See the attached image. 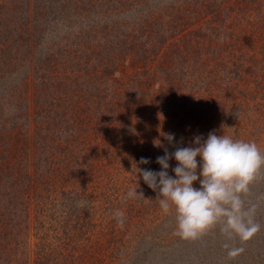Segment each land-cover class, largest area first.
Here are the masks:
<instances>
[{
	"label": "trees",
	"instance_id": "trees-1",
	"mask_svg": "<svg viewBox=\"0 0 264 264\" xmlns=\"http://www.w3.org/2000/svg\"><path fill=\"white\" fill-rule=\"evenodd\" d=\"M87 1L91 6L97 2ZM195 1L171 0L131 21V27L123 21L111 28H91L83 37L87 39H80L83 45L75 41L48 51L43 59L35 58V49L43 43L49 16L59 21L65 16L53 18L51 12L62 0L50 5L42 1L36 21L45 24L39 30L29 23L31 15L24 17L26 24L15 23L9 3L0 6L7 9L0 28V65L10 70H0V82L20 75L7 93L17 113L6 118L3 99L0 106V264L121 263L118 251L133 222L156 206L157 194L138 179L139 161L147 158L151 163L139 166L159 171L156 158L164 148L157 140L173 151L163 138L173 133L186 145L190 139L182 131L184 116H208V111L200 117L197 111L177 112L176 102H188L194 95L203 99L201 90L218 89L227 81L229 85L234 76L244 78L250 69L244 56H236L240 46L264 40L247 26L228 25L231 12L241 13L237 23L252 22L253 10L239 7L242 0H199V10ZM141 3L147 0L130 5ZM96 4L111 8L115 16L129 5L127 0ZM207 12L228 28L204 27ZM214 101L204 99L203 109L211 107L219 119L227 110ZM160 116L168 125L159 127ZM148 122L158 124L148 128ZM197 123L194 128L201 129V120ZM9 150L15 155L7 159ZM169 173L174 175L171 168ZM129 190L142 195L128 198ZM117 213H123L122 226Z\"/></svg>",
	"mask_w": 264,
	"mask_h": 264
},
{
	"label": "rangeland",
	"instance_id": "rangeland-1",
	"mask_svg": "<svg viewBox=\"0 0 264 264\" xmlns=\"http://www.w3.org/2000/svg\"><path fill=\"white\" fill-rule=\"evenodd\" d=\"M27 1L0 0V6L9 3L8 8L11 6L10 12L13 18H15V23L26 24L28 21L24 17L31 15L33 19L29 23L34 25L36 30H39L38 28L43 27L45 24L37 22L41 19L39 16L41 9H38V7H42V1L44 0H30L29 5ZM45 1L46 4L48 3L50 5L51 0ZM74 1H76L75 4L69 3L67 0H62L59 8L51 9L53 18L58 15L65 16L60 21L52 20L49 16L47 31L43 37L42 46L37 45L35 58L43 59V54H47L48 51L61 50V46L73 44L75 41L80 42L81 38L88 36V31L91 28H97L98 30L105 27L111 28L114 25H121L123 21L129 22V26L131 27V21H136L140 17L145 16L149 9H157L159 6H164L171 0H147V4L141 3L132 6L130 3H133V0H127L129 3L128 7L118 16H115L109 7L101 9L96 4L101 0H96L97 2L94 6L88 5L87 0H84L83 3V0ZM178 2L183 3V0H178ZM195 2H197L195 6L199 10L202 4L199 0ZM227 6V9L231 10V3H227ZM239 7H242L243 10H253L252 22L249 23V26L243 20H239L237 23L241 13L231 12L228 13V17L232 19L233 16L236 20L232 22L229 19L228 25L231 24L234 27L236 25L241 27L247 26V31H252L256 33L255 35L261 34V37H264V0H242ZM50 8H55V5H51ZM206 8H210L209 11H211V4L207 5ZM6 13L7 9H0V28L2 27V21L7 16ZM205 16V21L209 25L207 24L204 27L222 26L223 28V26H226L225 28H228V25L225 23L221 24V21L215 22L218 20L215 13L210 14L207 12ZM103 34L107 36V32H103ZM37 39H39V36L35 34V40ZM83 39L80 42L82 45L85 42ZM93 42L96 44L94 39ZM243 44V46H240L242 49L238 53L236 52V56H244L245 62L248 63L246 66L250 69L248 75H245L241 79H237L234 76V81L230 82L229 85H227L228 81L225 83L222 82L220 86L217 85L218 89L216 87L205 88L204 90L207 92H203L202 90L200 92L203 99L194 95L188 102H186L188 98L178 101V103L176 102L177 105L174 108L177 112L181 111V113H185V111H197L199 117L202 116L201 112L206 113L208 111L206 120L196 117L189 118L187 115L184 116L186 120L184 121V126H182V131L184 129L186 130L190 141H192L194 136L200 135L206 138L210 132H215L217 135H226L234 140L255 143L261 152L264 153V40L257 39L253 46H247L245 42ZM0 70L10 73L8 68L6 69L1 65ZM14 75L11 78L6 77L5 80L7 81L0 82V106L3 107V99L5 103L2 113L6 118L8 115H15L17 113L13 109L14 101L9 98L10 95H7L20 76L19 74ZM226 78L229 80L228 76ZM159 88L160 85L156 82L155 91L159 92ZM8 98L9 101L6 103ZM204 99H215L214 104L224 107V111L227 110V113H224L225 115L218 119L214 109L212 110L211 107L203 109V105H205L203 104ZM192 102L196 104L195 108L191 106L193 105L190 104ZM212 114L213 118H211ZM215 117L217 120H215ZM198 119L203 124L201 129L194 128L198 124ZM159 121V127L165 123L167 124L165 116H160ZM189 123L193 124L190 126L192 128L191 132L187 131L186 128ZM154 124L157 125L158 123L150 122L149 124L148 122L145 127L148 126L150 128ZM17 142V148L19 150L22 139H19ZM10 143L14 149L16 140H12ZM10 150L6 154L7 159L15 155V150L13 153H10ZM196 186L198 187L199 185L197 184ZM243 199L245 200L246 208L251 205L256 206L254 220L260 225L259 231L246 241H241L236 237L227 239L220 233L219 226L209 229L196 239H183L176 234V213L174 207L170 208L168 213H165L160 208L158 202L155 201L154 204L156 206L154 212H146L141 219H135L130 230L129 238H124L126 241H123L125 243L118 251L121 252V257L123 256L120 264H264V169L258 172L250 186L249 193ZM136 221L138 222L135 223ZM119 243L117 244L119 245ZM225 244L228 245L227 248ZM232 248H240L243 251L237 256L230 257L228 253ZM136 255L139 258L134 261Z\"/></svg>",
	"mask_w": 264,
	"mask_h": 264
},
{
	"label": "clouds",
	"instance_id": "clouds-1",
	"mask_svg": "<svg viewBox=\"0 0 264 264\" xmlns=\"http://www.w3.org/2000/svg\"><path fill=\"white\" fill-rule=\"evenodd\" d=\"M163 138L174 150L169 151L157 140L158 147L164 148V154L156 158L160 170L140 167L151 163L141 158L136 164L138 179L157 194L155 200L163 212L168 213L174 207L179 237L196 239L219 226L227 239L246 241L259 231L260 225L254 220L256 206L246 208L243 199L258 172L264 169V153L255 143L215 132L206 138L194 136L186 145L183 138L177 142L173 133H164ZM173 160L175 167L171 166ZM170 168L174 175H170ZM138 195L142 194L134 190L127 193L128 198ZM117 217L122 226L123 213H117ZM241 251L232 248L228 255L234 257Z\"/></svg>",
	"mask_w": 264,
	"mask_h": 264
}]
</instances>
